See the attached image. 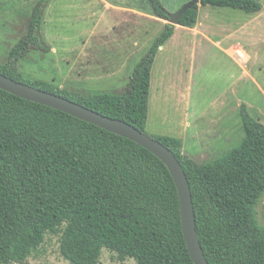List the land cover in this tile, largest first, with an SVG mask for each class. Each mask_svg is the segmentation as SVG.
<instances>
[{
	"label": "trees",
	"instance_id": "trees-1",
	"mask_svg": "<svg viewBox=\"0 0 264 264\" xmlns=\"http://www.w3.org/2000/svg\"><path fill=\"white\" fill-rule=\"evenodd\" d=\"M50 1H36L26 32L0 61V73L147 133L152 66L175 25L165 24L123 92L61 88L26 76L19 66L34 50L50 51L42 33ZM150 3L155 15L168 19L160 0ZM201 5L247 13L263 7L259 0H202L178 24L196 27ZM241 117V143L209 161L185 154L180 138H155L185 170L209 264H264V226L257 218L264 195V124L245 105ZM62 227L61 254L72 264H97L103 249L136 264H195L176 183L159 157L129 138L0 88V264L26 260Z\"/></svg>",
	"mask_w": 264,
	"mask_h": 264
},
{
	"label": "rangeland",
	"instance_id": "rangeland-1",
	"mask_svg": "<svg viewBox=\"0 0 264 264\" xmlns=\"http://www.w3.org/2000/svg\"><path fill=\"white\" fill-rule=\"evenodd\" d=\"M36 1L0 0V61L26 32ZM160 1L173 13L186 0ZM259 2L256 13L201 5L194 30L175 25L174 39L159 49L151 70L148 135L180 138L183 152L202 162L241 143L242 105L264 124V0ZM166 23L150 0H51L42 24L50 51L34 50L19 66L26 76L61 88L121 93ZM257 218L264 226V195ZM62 229L26 260L10 264H72L61 254ZM97 264L136 260L103 249Z\"/></svg>",
	"mask_w": 264,
	"mask_h": 264
},
{
	"label": "water",
	"instance_id": "water-1",
	"mask_svg": "<svg viewBox=\"0 0 264 264\" xmlns=\"http://www.w3.org/2000/svg\"><path fill=\"white\" fill-rule=\"evenodd\" d=\"M201 1L202 0H190L184 3L178 11L173 13L167 12L168 23L177 25L179 18L188 9L200 4ZM0 88L29 101L61 110L101 128L129 138L159 157L169 168L178 189L182 231L191 258L195 264H209L196 229L192 192L187 175L180 161L168 147L154 137H151L147 133L140 131L120 119L105 116L61 95L43 91L26 83L18 82L2 73H0Z\"/></svg>",
	"mask_w": 264,
	"mask_h": 264
},
{
	"label": "crops",
	"instance_id": "crops-1",
	"mask_svg": "<svg viewBox=\"0 0 264 264\" xmlns=\"http://www.w3.org/2000/svg\"><path fill=\"white\" fill-rule=\"evenodd\" d=\"M188 1H190V0H186L184 3L188 2ZM207 6L210 7L211 5H206L205 7H207ZM211 7H212V6H211ZM213 7H215V6H213ZM177 25L179 26V28H182V29L186 28V27L180 26L179 24H177ZM197 25H198V24H197ZM196 27H197V26H196ZM186 29L194 30L193 28H186ZM195 29H196V28H195ZM175 30H176V29H175ZM175 32H176V31H175ZM175 32H174L173 35L171 36V38H170L171 40L174 39V37H175ZM204 32H205V33H204L205 35H206V33H207V37H208V34H209L210 32L208 33V30H207V29H205ZM200 35H203V33H202V34L200 33ZM200 35H198V36H200ZM170 39H169V40H170ZM169 40H167V41H169ZM161 48H163V46H161ZM161 48H160V49H161Z\"/></svg>",
	"mask_w": 264,
	"mask_h": 264
}]
</instances>
